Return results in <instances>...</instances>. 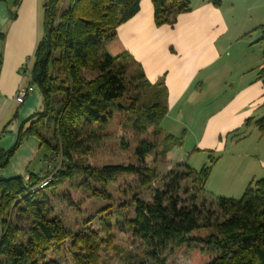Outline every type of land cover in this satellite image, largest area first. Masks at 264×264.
Instances as JSON below:
<instances>
[{
    "label": "trees",
    "instance_id": "1",
    "mask_svg": "<svg viewBox=\"0 0 264 264\" xmlns=\"http://www.w3.org/2000/svg\"><path fill=\"white\" fill-rule=\"evenodd\" d=\"M141 1L45 0L42 37L24 73L27 96L37 89L42 109L22 124L12 148L0 147V170L28 138L40 142L47 166L27 178L0 177V256L5 258L0 264H62L49 256L68 242L74 264H100L102 249L114 248L115 216L145 253H131L129 264H169L173 251L185 245L193 247L194 264H264V179L250 183L240 199L209 200L205 187L218 159L212 157L200 171L187 162L178 164L150 202L140 198L158 179L149 165L153 151L161 147L158 154L166 159L183 146V137L164 135L160 128L169 111L165 83H149L131 56L113 57L107 51L118 29L139 12ZM204 1L221 5V0ZM152 3L158 27L173 26L180 15L191 12L188 0ZM16 18L10 14L11 20ZM4 40L1 33L0 69ZM114 112L131 115L126 127L135 134L153 129L154 137L163 139L140 142L126 162L95 167L90 159L110 153L100 132ZM257 125L264 136V119ZM130 148L124 138L121 149ZM113 187L121 196L119 206L94 212L92 205L85 208L94 199L113 203ZM56 204L81 216L80 229L65 226ZM97 221L101 231L93 227Z\"/></svg>",
    "mask_w": 264,
    "mask_h": 264
},
{
    "label": "crops",
    "instance_id": "2",
    "mask_svg": "<svg viewBox=\"0 0 264 264\" xmlns=\"http://www.w3.org/2000/svg\"><path fill=\"white\" fill-rule=\"evenodd\" d=\"M39 6L40 0H25L10 23L8 6L0 4V34L8 27L0 70L4 150L13 147L22 124L42 109L35 88L23 103L17 101L19 89L27 88L24 73L41 37ZM107 51L113 57L131 56L149 83H165L166 118L202 119L195 151L218 157L207 185L214 184L217 170L228 190L242 191L264 179V136L257 125L264 119V0H221L219 7L198 0L175 25L161 27L155 23L152 0H142L139 12L118 29ZM199 104L209 105L200 118L195 112ZM46 166L40 142L28 138L0 170V177L27 178L29 173L41 174Z\"/></svg>",
    "mask_w": 264,
    "mask_h": 264
},
{
    "label": "rangeland",
    "instance_id": "3",
    "mask_svg": "<svg viewBox=\"0 0 264 264\" xmlns=\"http://www.w3.org/2000/svg\"><path fill=\"white\" fill-rule=\"evenodd\" d=\"M25 0H0V4H5L9 8V16L11 13H15L19 15V11L21 9V5ZM190 3L194 4L198 2V0H188ZM45 0H40V13L41 16L43 14V6ZM17 19V18H16ZM43 21V16L41 17ZM15 20L9 19V22L12 23ZM42 21L40 20L39 28H40V36L42 37ZM11 25V24H10ZM5 35L6 41L8 35V27H6L3 32ZM40 37V38H41ZM4 43H3V58H4ZM3 66V65H2ZM1 66V67H2ZM1 70V69H0ZM1 74V71H0ZM208 94V93H207ZM206 94V95H207ZM128 100V99H127ZM130 102V101H129ZM208 104H199L196 107L195 112L198 114V117H202L206 114V109ZM209 108V107H208ZM131 117L128 113L123 112H114L112 121L106 126L104 130L100 132L101 135L107 138L106 145H108V151L104 152L103 155H100L94 159H90L91 165L95 167H100L103 163H121L126 162L129 158H131V154L135 147L142 141L159 143L163 137L155 138L153 135V129H150L148 133L137 135L132 129L126 127L127 119ZM198 119V118H197ZM202 120V119H201ZM201 120L195 119H184L183 121L177 119L176 116H170L169 118H165L160 123V128L163 131L164 135L173 134L176 137H183V146L175 148L171 154L167 155L166 159H163L158 153L162 151L161 147H158L150 156L149 165L155 169L158 179L152 184V186L146 190H144L140 198L145 202H150L153 198L154 192L156 190H162L164 183H169L170 173L173 171L176 172V166L180 163L187 162L188 165L196 170L200 171L204 166L210 165V160L212 157L218 158L216 154L212 152L205 151H195L199 130L203 127H200ZM181 122H184L185 125H182ZM187 131V135H184V132ZM127 139L129 143H131V148L129 151H123L121 149V141L123 139ZM156 160V162H155ZM36 165V164H35ZM221 169V168H220ZM32 171L35 170V167L31 168ZM39 171V170H38ZM36 170V173H38ZM218 170L215 174V182L212 185H206L205 187V195L209 200L215 201L218 197H226V195H232L234 199H240L245 190H228L223 188V176L219 173ZM222 177V178H221ZM127 179L129 181H133L130 177L120 178V180ZM226 180V179H225ZM218 186V187H217ZM112 194L114 199L113 203H106L101 200H91L92 204L86 205L85 208H90L92 205V211L94 212L96 209H102L104 207H116L119 206V200L121 196L116 192V188H112ZM185 198V197H184ZM232 198V197H231ZM123 201V200H122ZM58 213H62L63 222L65 226L72 230L77 231L80 229L81 224V216L78 215L74 210H69L67 206L62 204H56ZM122 220L119 216H115L111 219V225L113 231L111 233L112 241L114 248H107L106 250L103 248L100 253V264H129V255L131 253L136 254L139 253L141 256H144L143 249L139 247L140 245L135 244L133 240H131L130 236L127 233H124L121 229ZM94 229L101 231L102 227L100 222H95L93 224ZM101 238L103 240L107 239V236L104 233H101ZM69 246L70 243L63 245L57 252L50 253L49 258L57 259L58 262L62 264H74L70 255H69ZM193 247L191 246H182L173 251L170 256L169 264H194L193 256H192ZM5 262V258L0 256V263Z\"/></svg>",
    "mask_w": 264,
    "mask_h": 264
},
{
    "label": "built area",
    "instance_id": "4",
    "mask_svg": "<svg viewBox=\"0 0 264 264\" xmlns=\"http://www.w3.org/2000/svg\"><path fill=\"white\" fill-rule=\"evenodd\" d=\"M27 93H28L27 88H25V89H24V88H23V89L20 88L19 91H18V93H17V101H18L19 103H23L24 99H25L26 96H27ZM49 180H50V179H47V180H45L44 182H42L41 185H40V187H41V188L45 187V186L48 184Z\"/></svg>",
    "mask_w": 264,
    "mask_h": 264
}]
</instances>
